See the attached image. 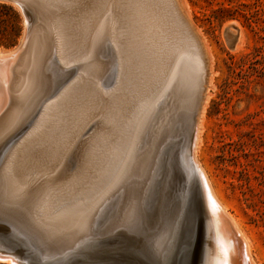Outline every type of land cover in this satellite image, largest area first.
Masks as SVG:
<instances>
[{
  "label": "bare ground",
  "instance_id": "obj_1",
  "mask_svg": "<svg viewBox=\"0 0 264 264\" xmlns=\"http://www.w3.org/2000/svg\"><path fill=\"white\" fill-rule=\"evenodd\" d=\"M0 1L11 2L17 5L18 7H19L18 4H24V6L27 7L26 9L28 8L31 9V13L28 10L31 16L30 17L31 20L29 21V19L26 18L27 19L26 20L25 18H23V31L21 33V36L18 40L17 45L9 51L0 50V147L2 146L4 149L2 156H0V161L9 152L11 148L10 146L13 144V142L16 139H19V136L28 128V126L34 119L35 121L32 127L27 131L25 135L23 134L25 138L21 141V144H19V146H17V148L14 149V151L16 150L14 152V155H15L14 157L15 158L17 157V159L24 158V156H26L29 152H31V149L34 147V144L40 141V135L36 134L37 123L49 114L48 112L50 111V109L53 111L58 110L57 111L59 112L57 113L58 115H61L63 112H67L71 120H70V126L68 127L66 132L62 134L63 138L60 140L58 145H56V147L52 151L49 150V148H45V149H46L47 154H50L51 152L52 153L51 157L53 159H56L58 155L61 153V151H65L64 149L68 148L67 150L69 151L68 154H70L71 156L69 157V159L71 160L70 162L74 164V168L73 170H71L72 172L66 175L64 173L63 174L64 176L62 175L63 177H58L59 173L55 172L56 174L53 175V180H56V181H53V182L58 183V181L61 180V178H63L62 182L63 181H67V183L79 182L85 175V168L83 166V160L85 156L83 155H85L84 153L85 151H87L86 145L87 144L89 145L91 140L96 136V134L101 130V128L104 127L102 123H99V121L101 120L104 121V118L101 117L102 119L98 121L99 125L95 123V127L89 133H88V129H87V132L84 130H86L88 123L92 117L91 113L96 109L98 103L100 102L101 104V101L102 102L107 101L106 104H110L108 103V101L110 102L113 100L111 99L112 98L111 95H112V92H116V90L113 91L114 89L113 88L111 92H104L102 90V87L110 84V74L112 70L114 71L113 66H108V64L110 62L112 64H117L115 65L117 66L116 68L117 72H115L117 73V75L115 76V79L117 81L116 84H118L117 86H119V88L121 86L123 87V85H120V83L122 84L123 83L122 81H124V87L123 88L121 87L122 89L120 91L121 94L119 98L116 100L120 102L121 106L123 107L122 108L120 106L122 110L123 109L125 110V113L123 115L127 116V118H129L130 121L132 120L133 124H136L135 125L136 132H135V136L133 139V144L131 143L132 147L129 150L130 152L127 154L126 158H124L125 162L123 164L122 171L120 175L118 176L117 180L115 181L114 187H112L111 189L112 193L113 192L115 193V191L117 190L116 193L113 194L109 199L107 198L108 200L104 199V200H107L106 202L105 201H103V203L97 202V203H93L90 206L89 210L87 211V218L89 222L91 221L92 218H95L97 216L101 220L104 218L109 219L110 226L108 229L111 234L115 232V233H120L121 237H126V235L131 236V237H137L139 242L146 243L149 247L150 245H152L154 249L157 250L155 253L157 254V257L159 256L160 252H162L165 243L169 240L170 242L172 241L170 248L173 249L176 246V242L179 238L178 231H180V229L179 230L176 229L172 235L171 234L172 231L170 232L168 229L170 227L161 223L160 225L161 229L158 231V233L155 236H152V237L151 235L145 233L144 230L147 227H152L153 225H156L160 221L159 219L162 220L163 218L162 213L165 210L164 205L167 204L164 193L163 192L160 193L158 190L159 182L157 180L156 173L158 171L157 167L158 165H160V160H162L164 155L167 154V152L170 149L169 147L174 145V143L177 141L178 136H179L178 130L183 131V136L186 138V142H187L186 149L188 150V143L191 138V133L194 130L192 150H191V160L194 163V166L197 169L198 175L200 177L203 205L205 208V212L207 214L208 225H209L208 227L209 237L206 239L207 241L206 245H208V249L205 254V257H204L205 262L203 264H255L251 258L249 246L247 244L246 239L243 237L242 233L239 231L238 227L235 225V222L232 220L230 215L226 212L222 204L216 198L213 192V189L210 185V182L207 178V175L196 158V151L198 148V138H199V131L201 127L203 106L206 100V94H207L206 90L209 85L208 84V77L210 73L209 68H208L209 57H208L206 49H204L205 46H203L201 39L194 32L189 19L181 10L178 0H171L172 1L171 7L170 6L169 7L172 8V10L173 9L175 10L174 13H177L178 15L177 17L181 18V21L178 20L179 22H182L183 24L181 28L185 27V29L188 31L187 33H189L187 34V36H190L192 38L190 39L189 43L191 44V40H193L197 44V48H198L197 50L200 52L198 53L200 54V57L201 59H203V63H204L203 64L204 72H202L204 73V77L202 81L200 80V71H199V60L200 59L197 57L188 56L187 54L184 53L185 43L182 45L181 39L182 37H184L183 39L187 40L186 39L187 37L185 38L186 34L185 36H182L184 33L180 35L182 36L181 39L179 38V35H177L179 28L177 29V26H178L176 25L177 20L175 21V18L173 17V13L172 14L169 13V16L167 15L168 17H165V14H166L165 12H164L165 14L163 13L164 18H168L169 21H172V23L167 22V24L165 23V25L161 27H156L154 32L152 31V29L149 30L147 28L148 26L146 25L147 26L146 27L147 33H146L143 30L145 28L143 25L144 22H142V24L140 25L141 27L143 25L144 28L142 29L140 28V26H138V24L141 23L139 21L140 19L135 17L134 15H133L134 16L133 19L131 18L132 17L131 16L132 10L130 9L131 7L129 3L128 4L125 3L129 5L130 8L128 6L126 7V5L125 7H122L123 9L118 11L117 14L115 13L116 16L114 14L115 16L113 17L114 19H112V14H109L110 20H114V24H112L113 28L103 27L104 29L101 31L100 36H96L97 35L96 33V34H91V36L88 37L86 41H83L82 39V41L84 42L82 43V45H84L83 46L84 49L83 51H81L83 52V54L81 53L83 56H82L80 65L78 67L79 69L77 70V78L73 83L71 84L69 83L65 87H64V84L67 82V79L74 75L73 71L69 70L63 73L59 72L57 70V67L58 65L59 67H61L62 65L55 64L53 61V57L55 56L57 60L59 58L61 59V61L63 60V65H67L72 61L73 57H71V55L72 56L73 54L75 55V51H80L79 49L78 50L75 49V47L77 46L74 47L72 39L75 37L76 33L77 35L79 34L78 32H80V24L87 21L86 19L87 16L89 15L93 16L95 12L100 14L101 8H100V11L98 12H97V9L99 10L98 8L99 3L103 0H70L69 2L67 1L68 4L71 5V7L74 6L73 8H76V10H74L75 12L74 14H76V17H75L76 21L73 25L74 27H72L73 29L71 30L70 29L71 26L70 27L68 26V29H66L67 31L65 30L61 31V28L57 25L59 24L57 23V20L58 19L60 20V18H62V15H64V13L60 15L61 16L60 18L57 16L58 19L56 18L57 20H55L57 24L53 23L52 28L50 27L51 31L49 29V23H51L52 21L50 20V17L53 16V15L51 16L49 15V10H48V8L50 7L49 5L52 6L54 4H51V3H54L57 1L60 7V2L64 3V0H0ZM136 1L137 0H135V2ZM158 1H161V0H158ZM143 2L145 1L143 0ZM139 3H137V5ZM149 3L151 2L149 1ZM64 4L66 5L67 3H64ZM102 4L106 5L105 3H102ZM145 4L143 3L142 7H144ZM163 4L165 5L166 3H163ZM169 4L170 3H168V5ZM66 6L62 5L63 8ZM99 7H103V6H99ZM155 7L153 5V8ZM158 7L162 8L160 5ZM66 8H68L69 10L68 6ZM113 8L110 9L112 10V12L109 11V13H113ZM146 8L145 10L147 11ZM59 9L61 10L62 8H59ZM139 9L141 10L143 8H139ZM162 9L163 11H165L164 7ZM51 10L52 8L50 9V11ZM62 10L64 12H67L65 11V8ZM53 11H56V10H54L53 8ZM155 11H159V9L157 10L155 8ZM155 11L154 12L151 11V12H153L154 14L156 13ZM138 12L139 11H136L135 14ZM151 12H149L148 14H150ZM51 13L52 12H50V14ZM69 13H72L71 15H73V12L68 11V14ZM146 14L147 13L143 15V17L141 18L142 20H145L143 19L145 17L147 18L148 14L147 15ZM47 15H49L50 17ZM109 15L106 14L105 18L108 17ZM160 15L161 17L160 16L159 17L163 18L162 14ZM95 16H93V18ZM151 16L149 20H151ZM70 17L71 16H69V18L67 17V19L70 20ZM72 17L71 19L74 22L75 19H73ZM97 17L98 16H96V20L99 18ZM129 17L133 20V22L136 21L135 25L133 23L132 28H130V23L132 22V20L130 22ZM135 18L139 19L138 20L139 23L137 22V19L135 20ZM155 19L157 23L158 18H154V20ZM48 20H50V22H48ZM61 20L60 22H62ZM69 20L67 21L69 22ZM91 20L92 18H90V22ZM97 22L95 21V24ZM103 22L106 23L107 21L106 22L103 21ZM88 23L89 22H87L86 24ZM146 23H148V21ZM152 23H155V22L153 21L151 22V24L149 23L148 24L153 27L155 24L152 25ZM161 23L163 24L162 21ZM71 24L73 23H70V25ZM136 25L139 27V29H141V32L142 30L145 32L144 33L145 35L143 34L144 38H142L143 37L142 33H140L141 35H139L138 33V36L140 37L142 36L140 38L141 39L140 41L142 42L141 43L142 48L140 52L138 51V53L140 54V57L142 58L141 63H143V65L142 64L141 65L144 66L143 67L144 71L141 70L142 66L138 64L141 67V69L139 68V70H141V72L143 71L142 72L143 78H141L142 80L140 81L141 85L140 84L137 85V87L140 86L139 88H137L139 89V91L136 89L138 93L135 95H132L129 89L130 87L129 85L132 83L130 82H129L130 84L128 83V80L130 77L128 79L127 77H128V74H130V71L134 69L132 63L135 57L133 58L132 55L135 54V51L134 53H132L133 45L131 46V40H132L131 37L134 36L135 34H133L131 30L133 29L134 26L137 29L138 27H136ZM156 25H159V24H156ZM88 26H90V24L86 25V27ZM94 26L95 25H93V29H94ZM104 26H106V24ZM82 27L83 26H81V28ZM175 29H177L178 31ZM97 30H100V29L98 28ZM186 30L184 31L186 32ZM84 31L86 32V30ZM180 32H181V29H180ZM131 33L133 34L132 36H131ZM135 33L137 35V31ZM83 34L84 33L79 34V35H83ZM111 34H112V37H110ZM75 39L78 40V38L76 37ZM238 39L240 40V38ZM137 41H139V38L138 40H136V42ZM140 41H139V44H140ZM77 42L79 43V41ZM134 45H137V44L135 43ZM137 46L135 50H137ZM133 47L135 48V46ZM194 47L193 49L194 51H196ZM193 53L194 52H191V54ZM194 55H196V53ZM61 61H59V63ZM136 61H138V59ZM134 66H137V65H134ZM133 71L135 72L136 69ZM136 72H139V71H136ZM135 74L137 75V73ZM122 76H124L123 79H122ZM132 77L134 78V76ZM137 78L140 79L139 76ZM135 84H137V82ZM58 91H60V94H59L60 96L58 95L59 93ZM134 91L135 90L133 89L132 92ZM55 93H57L59 97L55 99L54 101L52 100V102H50L49 104H46L48 99H51L50 98L51 96L52 97L55 96L54 95ZM113 96L117 97V95L116 96L113 95ZM161 96H165L166 99L165 100L163 99L164 101L162 102L161 105H157V101H159L158 99ZM103 103L105 105V102ZM108 107L110 108V106ZM120 107H118V109ZM197 109H198L197 122L195 124V128H193L194 118H195ZM120 110L121 109H119V112ZM187 112H189V117L188 119L183 120L184 122L183 123L182 122L183 115H185ZM120 114L122 115L121 112ZM117 117H120V116H117ZM119 119H123V118L120 117ZM125 119L126 118H124V120ZM127 123H128L127 125H129L128 121ZM123 124L126 125V123H123ZM108 126L106 127L107 129H108ZM110 128H112V125H110ZM128 130H130L129 127H128ZM83 132H85V135L87 133L88 134L85 137L84 135L83 137H81L82 136L81 134ZM129 132L130 131H127L126 134L129 135ZM107 133H108V130H107ZM110 134H112V132H110ZM127 140L130 141V139H127ZM126 143L125 145H127ZM136 144H138L139 146L136 147L137 149L135 148L136 151H134V147L136 146ZM39 153L41 154L42 152L40 151ZM33 158H34V155H33ZM29 161L30 160L28 159L27 162ZM37 161L38 160H36L35 162ZM12 162H13V159H12ZM22 165L20 164V166ZM16 166H19V164ZM64 166H63V169H66L64 168ZM18 168L20 169L21 167H18ZM32 168H34V171H36L35 167L32 166ZM44 168L46 169L45 166ZM48 168L51 170V167H48ZM60 168L62 167L60 166ZM27 169H24V171ZM41 171H42V168L39 171L40 174H41ZM16 172L17 171H15L14 173ZM28 175H31V174H28ZM36 176L35 177L31 176L28 178L33 179V178H36ZM49 179H51L52 181V177ZM62 182L60 181V183ZM14 183L15 181L14 179L11 178L9 172L1 170L0 171V196L3 198H9L15 201L29 200L28 202H30L32 207L39 214V220H37L38 225L41 228L43 227L45 235H48L50 239L61 237L67 240H71L72 238L76 237V234L79 233L77 230L75 231V229H77L78 227L77 220H74L73 218H70V219L64 218V216L65 214H67L68 211L76 212V213L82 212V209L80 207H78L77 205L76 206L74 205L70 208H66V207L63 208L61 207L62 205L58 206L60 205V203H55L53 204L54 206L51 207L49 210H46V209L44 210L43 204L41 203L46 193L45 192L46 190L44 187H39V184H38V187H39L38 189L32 190V188H34L32 187L29 191L30 193L28 192L29 194L28 193L25 194V195L28 194L27 198L23 197V199H18L17 198L18 194H17ZM37 183H39V181ZM49 183L54 184L50 181ZM119 187H122V189L118 190ZM57 188H59V186ZM79 200L81 199L79 198ZM173 213L175 214V212ZM172 257H173V250H171L170 254H169V251L166 252V257L164 258L165 264H168L169 262H171ZM4 262L13 264L10 258L4 260Z\"/></svg>",
  "mask_w": 264,
  "mask_h": 264
},
{
  "label": "rangeland",
  "instance_id": "obj_2",
  "mask_svg": "<svg viewBox=\"0 0 264 264\" xmlns=\"http://www.w3.org/2000/svg\"><path fill=\"white\" fill-rule=\"evenodd\" d=\"M67 1L69 2L70 0H66V1L64 0V3H67L66 5L69 7V10L68 8H66L67 6L63 2H60V7L57 1L54 3H51V4H54L52 5L54 7L49 5L52 8L51 11H50L51 8L50 7H49L50 9L48 8L49 15L54 16V17L53 16L50 17L49 15H47L50 17V20H52L51 23H49V29L50 27L52 28L53 23H56L55 20H57L58 17L59 18L61 17L60 15L62 13H64V15H62V18H60V20L63 19L64 21L63 20L61 21L64 23L60 22V20L58 19L57 23L59 24L57 23L56 24L61 28V31L63 30L67 31L66 29H68V26L69 27L71 26L70 27L71 30L73 29L72 27H74L73 25L76 21V18H75L76 14H74L75 13L74 10H76V8H73L74 6L71 7V5H69ZM103 1L101 2L105 3L107 6L103 5L100 2L101 4L99 3V6H103V7L98 6L99 10L97 9V12L100 11V8H101V11L103 10L102 12L100 11L101 15L96 12L93 15V16L95 15L98 16L99 18L98 17L97 18L99 20L98 19L96 20V16L94 18L91 15L87 16L86 18L87 21L80 24V32H78L79 34H82V33L84 34L77 35L76 33L75 37L78 38V40L75 39V37L72 39L74 47L77 46L75 47V49L80 50V51H75V55L74 54L73 56L71 55V57H73L72 61L67 65H63V60L61 61V59L59 58L58 60L61 61L59 63L56 57L55 56L53 57V61L55 64L62 65L61 67H59V65L57 67V70L59 72L63 73L65 71L72 70L74 75L76 73L75 77L73 75L72 77H69L67 79V82L64 84V87L69 83L70 84L73 83L77 78V70L79 69L78 67L80 65V62L83 56L82 55L83 52H81L84 49L83 48L84 45H82V43H84L83 41H86L88 37L91 36V34L97 33L96 36H100L101 31L105 27L113 28L112 24H114V20H110L109 14H112V19H114L113 17L116 16L118 11L123 9L122 7H125V5L126 7L127 6L129 7L130 5L131 8L130 7L129 8L132 10L131 18L133 19V17L135 16L140 19L139 20L135 18V20L137 19V22L138 20L141 22V23L138 22L139 24L137 23L138 26H140L142 22H144L143 25L145 28L143 27V25L142 27L140 26V28L142 29L144 28L143 30L145 32L147 31V28L149 30L152 29V31L154 32L156 27H161L165 25V23L167 24V22L172 23V21H169L168 18H164L165 13H166L165 17H168L169 13L171 14L173 13V17L175 18V21L176 20L181 21V18L177 17L178 16L177 13H174L175 10L174 9L172 10V8H170L171 2H172L171 0H161V1L144 0L145 2H143V0L141 1L137 0L136 2L137 3L140 2L141 3V4L139 3L140 5L139 4L137 5L135 0L134 1L133 0H128V1L126 0H117V1L116 0H112V1L103 0ZM113 1L116 6L114 5ZM149 1L151 3L154 1L153 2L154 4L149 3ZM3 2H6V3H3ZM9 3L10 2H7V1H0V50L1 51L11 50L18 43V40L23 31V18L25 17L21 15V18H20L19 12L21 13V9L17 5L13 3H11L13 4L11 5ZM125 3L127 4L129 3V5ZM143 3L144 4L146 3L149 6L145 4V6L142 7ZM158 3L162 8L164 7L165 11H163L162 8L158 7L159 6ZM163 3H166V4L164 5ZM168 3L170 4L168 5ZM178 3L183 13L189 19L194 32L201 39L203 46H205L204 49H206L208 57H209V65H208L209 72H210L209 77H208L209 85L206 90V93H207L206 100L203 106V113H202V119H201V127L199 131L196 158H197V161L202 166V168L204 169V172L207 175V178L210 182V185L213 189V192L216 198L222 204L226 212L230 215L232 220L235 222V225L238 227L243 237L246 239L253 262L255 264H264V0H178ZM62 5L66 6L64 8H65V11L67 12H64L62 10L64 9ZM153 5L154 7L156 6L155 8L157 10L159 9V11L161 12L155 11V8H153ZM135 7L137 9L143 8L144 10L143 9L137 10ZM166 7L167 9L169 8L170 10L168 9L167 11ZM53 8L56 11H53ZM59 8H62V9L60 10ZM112 8H113V13H109V11L112 12V10H110ZM145 8L147 9L148 12L145 10ZM28 10L31 13V9L28 8ZM68 11L73 12V15H71L72 13L68 14ZM136 11H139V12L135 14ZM151 11L153 12L155 11L156 13L153 14V12ZM50 12H52L53 14L52 13L50 14ZM149 12L151 13L148 14ZM145 13L148 14V15L146 14L147 18L145 17L143 18L145 20H142L141 18L143 17ZM106 14L109 15L108 17H106L107 19L105 18ZM160 14H162L164 19L160 18L161 17ZM66 16L68 18L69 16L71 17L74 16L72 17L73 19H75L74 22L71 19V17L69 20L67 19ZM150 16H151V20H149ZM63 17H65L66 19ZM90 18H92L91 22H90ZM131 18H130V22L132 20ZM154 18L159 19V20L157 19V23H156V19L154 20ZM160 19L163 22V24L161 23ZM50 20H48V22H50ZM67 20H69V22ZM146 20L148 21L149 24H151V22L154 21L155 23H152V25L155 24L154 25L155 27L154 26L152 27L148 23H146L147 22ZM95 21L96 22L98 21V22L95 24ZM103 21L105 22L107 21V22L104 23ZM177 21H176V25L178 26L180 24L181 25L179 27L177 26V29L179 28L178 29L179 31L175 29L178 31V32L177 31L175 32H177V35H179L180 39L182 36H185V34H186L185 38L187 37L186 38L187 40H184L183 39L184 37H182L181 39V42H182L181 44L182 45L184 43L186 44V45L184 44L185 46L184 53L187 54L188 56L197 57L200 59L199 60V71H200V80L202 81L204 77V73H202L204 72V66H203L204 63H203V59H201L200 57V54H199L200 52L197 50L198 49L197 44L193 40H191V44L189 43L190 39L192 38L190 36H187V34L189 33H187L188 31L185 29V27L181 28V26L183 25L182 22L178 21L177 23ZM87 22L89 23L86 24ZM70 23H73V24L70 25ZM108 23L110 26L108 25ZM133 23L135 25L136 21L133 22L132 20V22L130 23V28H132ZM89 24L90 26L86 27V25H89ZM105 24L106 26H104ZM156 24H159V25H156ZM62 25L65 29L62 27ZM93 25H95L94 29H93ZM229 25H232L239 30V35H238L239 37H237V40L235 42V47L233 49L229 47L230 41L227 38V36L224 34V28ZM81 26L85 28L83 27L81 28ZM138 26L136 25V27ZM149 26L152 28H150ZM98 28L100 30H97ZM180 29H181V32H180ZM84 30H86V32ZM133 30L137 31V35L135 33L136 31L134 32ZM143 30L141 32V29H139V27L136 29L135 26L131 30L132 33L135 34L134 35L135 37H134L132 36L133 34L131 33V36H132L131 46L132 45L135 46V48L132 46V53H134L135 51V54H133L132 56L133 58L135 57V59L136 58L138 59V61H136L137 59L136 60L133 59V63H132L133 68H134L133 70L136 69V71H139V72H136V71L134 72L133 70H131L132 72L130 71V74L132 73L133 75L132 74L131 75L134 76V78L130 74H128V77H127V79L130 77L128 80V83L129 82L132 84L134 83L133 85L130 83H129L130 85L128 84L130 86L128 87L132 95H135L138 93L139 89L137 88H139L140 86L137 87V85L139 84L141 85L140 81L142 80L141 78H143L142 72L144 71L143 69L144 66H142L143 65V63H141L142 58L140 57V54L138 53V51L140 52L142 48V45H141L142 42L140 41L141 40L140 38L145 33ZM184 30H186V32ZM138 33L139 35H141L140 33H142V36L141 37L138 36ZM110 37H112V34ZM138 38H139L140 44H139V41H137L138 43L136 42ZM142 38H144V36ZM238 38H240V40ZM77 41H79V43ZM135 43L138 46L134 45ZM136 46H137V50H135ZM193 47L195 48L196 51H194ZM191 52H194V53L191 54ZM137 53L139 54V56ZM195 53L196 55H194ZM138 64L139 65L142 64L141 65L142 69ZM115 65L117 64H112L111 62L108 64V66H113L114 71L112 70L110 74V84H108L109 86L106 85L102 87V90L104 92H111L112 89L114 88L113 91L116 90V92H112L111 99L113 100L115 99V100L114 101L112 100L110 102L108 101V103L112 105L106 104L107 101H103L105 102V105L102 101H101L102 105L99 102L96 109L91 113L92 114L91 120L89 121L86 130H84L87 132V129H88V133H89L95 127V123H97V125H99V123H102L104 125V127H102L103 125L101 124L102 128L96 134V136L91 140V142L89 143L90 146L88 144L86 145L87 151H85L84 153L85 155H83L85 156L83 160V166L85 168V175L79 182L77 183H67V181L62 182L63 178H61V180H59L58 183L53 182V181H56V180H53V175L56 174L55 172L59 173L58 177H63L64 173L66 175L72 172L71 170H73L74 164L70 162L71 160L69 159V157L71 156L70 154H68L69 152L67 151L68 148L64 149L65 151H61V153L58 155L56 159H53L51 157L52 156L51 152L50 154H47L46 149H45V148H49V150L52 151L56 147V145H58L60 140L63 138L62 134H64L66 130L68 129V127L70 126V120H71L67 112H63L61 115H58L57 114L59 113L57 112L58 110L53 111L50 109V111L48 112L49 114L37 123L36 134L40 135V141L41 140L42 141L35 143L34 147L32 148L33 150L31 149V152H29L26 156H24V158L17 159V157L16 158L14 157L15 156L14 152L16 151V150L14 151V149L17 148L19 144H21V141L25 138L24 135L32 127L35 121L34 119L30 123L28 128L19 136V139H16L15 140L16 142L15 141L13 142V144L10 146L11 148L9 152L0 161V169L2 171L9 172L11 178L14 179L15 181L14 185H15V188L18 194V197H17L18 199H23V197L27 198L28 194L30 193L29 191L32 187H34L32 188V190L38 189L39 187H44L46 190L45 191L46 193L44 195V198L41 201V203L43 204L44 210L45 209L49 210L51 207L54 206L53 204L55 203H60V205L58 206L62 205L61 207L63 208L65 207L70 208L74 205L75 206L77 205L78 207L82 209V212H77V213L68 211L67 214H65L64 216V218H69V219L73 218L74 220H77L78 227L77 229H75V231L77 230L79 233L76 234V237L72 238L71 240H67L61 237L51 238L52 240L57 239L58 241H61L62 243L66 244L67 247H70L71 245H73L74 240H76L78 237L85 238V236L89 237L90 235L92 236L94 235L96 238L103 237L104 235H110L113 238L121 237L120 233H115V232L113 234L110 233L108 229L110 226L109 219L104 218L101 220L97 216L95 218H92L91 221L89 222L87 218V211L89 210L90 206L93 203H97V202L103 203V201L106 202L113 194L116 193L117 190L115 191V193L114 192L112 193L111 189L112 187H114L115 181L117 180L118 176L120 175L122 171V167L125 162L124 158H126L127 154L130 152L129 150L132 147L133 139H134L135 132H136V126H135L136 124H133L132 120L130 121V119L127 118V116L123 115L125 113V110L124 109H123L124 111L122 110L123 107L121 106L120 102L116 100L119 98L121 94L120 91L122 90L121 89L122 86L119 88V86H117L118 84H116L117 81L115 79V76L117 75V73L115 72H117L116 70L117 66ZM134 65H137V66H134ZM139 68L143 71L141 72ZM135 73H137V75ZM136 76L137 77L139 76L140 79L137 78ZM123 78L124 76H122V79ZM122 82L123 83L122 84L120 83V85H123L124 87V81ZM136 82L137 84H135ZM133 89L135 90L134 92H132ZM60 91H58L59 93L57 92L58 95L60 94ZM57 93L54 94L55 96L53 95L54 97L51 96L50 97L51 99H48L49 102L47 101L46 104H49L50 102H52V100L54 101L55 99H57L60 96V95L58 96ZM113 95L115 96L117 95V97H114ZM163 99L164 100L166 99L165 96H161L158 99L159 101H157V105H161L162 102L164 101ZM100 106L102 109L100 108ZM108 106H110V108ZM118 107H120L119 109L123 111L122 112L120 110V112L122 113L124 117L120 114ZM115 116L116 117L120 116L123 119H119L120 117H117L118 118L117 119ZM101 117L104 118V121L101 120L102 119ZM188 117H189V112L183 115L182 122L183 120L188 119ZM124 118L126 119L124 120ZM127 121L129 122V125H127L128 124ZM123 123H126L127 126ZM110 125H112V128H110ZM107 126H108V129L106 128ZM119 126L122 129H120ZM128 127L130 130H128ZM107 130H108V133H107ZM127 131H130L129 135L126 134ZM110 132H112V134H110ZM178 132H179V136H178L177 141L174 143V145L169 147L170 149L168 148L169 151L167 152V154L164 155L162 160H160V165H158L157 167L158 171L156 174H157V180L159 182L158 190L160 193L162 192L164 193V190H165V185H166L165 181H167V177H168L167 175L169 171L170 153L173 148L174 149L176 148V153L178 154L180 158L184 172L186 173L187 177H190L192 174V170H191V167L188 162L187 155H186L187 153L186 138L183 136L182 130H178ZM81 135H80L81 137H83V135L84 137L86 136L85 132H83ZM127 139H130V141ZM125 143L127 145H125ZM138 144H136V146L134 147V151H136L137 149L136 147L139 146ZM34 148H36L37 150ZM122 148L125 150H123ZM3 150L4 149L1 146L0 156H2L4 152ZM38 151L39 152L41 151L42 153L40 154ZM33 155H34V158H33ZM39 155H41L42 157ZM27 158L30 160L29 162H27L28 160ZM12 159H13V162H12ZM36 160L40 162L37 161L38 162L37 163L35 162ZM31 162L34 165L35 164L36 165L34 166ZM18 164L19 166H16ZM20 164L21 165L23 164V165L20 166ZM32 166L35 167L36 171H34V168H32ZM44 166L46 167V169L44 168ZM60 166L62 168H60ZM63 166L66 169H63ZM18 167H21V168L19 169ZM48 167H51V170ZM162 167L163 168L165 167V168L163 169ZM41 168H42V171L40 174L39 171L41 170ZM24 169H27V170L24 171ZM15 171H17L18 173L17 172L14 173ZM19 171L20 172L22 171V172L20 173ZM28 174H31V175H28ZM34 175L35 176L37 175L36 178H33V179L28 178L31 176L35 177ZM20 176L23 178H21ZM51 177H52V181L51 179H49ZM38 181L39 183H37ZM49 181L54 183L55 185L49 183ZM60 181L62 183H60ZM38 184H39V187H38ZM58 186L59 188H57ZM121 189L122 187H119L118 190H121ZM26 193L28 194L25 195ZM79 198L81 200H79ZM104 199H107V200H104ZM182 202H183V198L181 196L180 202H176L174 206L172 207L173 210L171 209L170 211L166 212L167 214L163 212L162 220L159 219L160 223L158 222L156 225H153L152 227H147L144 230L145 233L151 235V237L155 236L158 233V231L161 229L160 227L161 223L170 227L168 229L170 232L172 231L171 232L172 235L176 229L179 230L181 227L180 226V222L182 218L181 215L183 213ZM173 212H175V214ZM171 242L170 240L167 241L164 245L162 252H160V254L158 252L159 256L157 258L159 259L160 262H162L161 264H165L164 258L166 257V252L169 251V254H170L171 250H173V252L175 250V247L173 249L170 248L172 244ZM150 248L153 250L154 253H156L157 250L154 249L152 245H150ZM207 249H208V245L206 246V250L204 253L201 251V253L197 254L195 264H201V263L203 264L205 262L204 257L207 252ZM155 255L157 256V254ZM0 264H9V263L5 262V263H0Z\"/></svg>",
  "mask_w": 264,
  "mask_h": 264
},
{
  "label": "water",
  "instance_id": "obj_3",
  "mask_svg": "<svg viewBox=\"0 0 264 264\" xmlns=\"http://www.w3.org/2000/svg\"><path fill=\"white\" fill-rule=\"evenodd\" d=\"M18 5L22 15L30 21L27 7L24 4ZM224 34L230 41L229 47L233 49L239 30L229 25L224 28ZM197 112L198 109L193 128L197 122ZM193 135L194 130L187 150V159L192 168L190 177L184 172L176 148L170 153L164 190L167 202L164 213L167 214L176 202H180L181 196L183 213L179 238L168 264H195L197 254L205 252L206 239L209 237L200 177L191 160ZM28 201H15L0 196V263L10 258L13 264H158L159 259L153 250L146 243L139 242L137 237L126 235L113 238L104 235L96 238L90 235L78 237L70 247L57 239L52 240L45 235L43 227L38 225L39 214Z\"/></svg>",
  "mask_w": 264,
  "mask_h": 264
},
{
  "label": "snow or ice",
  "instance_id": "obj_4",
  "mask_svg": "<svg viewBox=\"0 0 264 264\" xmlns=\"http://www.w3.org/2000/svg\"><path fill=\"white\" fill-rule=\"evenodd\" d=\"M158 264H159V261H158Z\"/></svg>",
  "mask_w": 264,
  "mask_h": 264
}]
</instances>
